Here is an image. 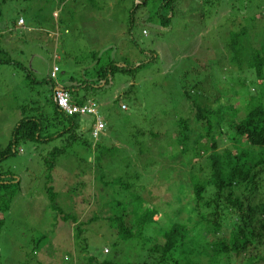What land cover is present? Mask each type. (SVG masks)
I'll return each instance as SVG.
<instances>
[{
	"label": "rangeland",
	"instance_id": "1",
	"mask_svg": "<svg viewBox=\"0 0 264 264\" xmlns=\"http://www.w3.org/2000/svg\"><path fill=\"white\" fill-rule=\"evenodd\" d=\"M160 1L151 0L144 5L143 0H0V51L11 61L0 63V148L6 147L20 119V109L28 102L29 107L42 103V95L50 88L77 86L84 77L93 82L95 69H99V61L95 63L93 58L102 64L124 63L129 68L143 64L127 75L116 74L107 86L81 88L73 96L96 105L98 117L108 124L104 134L95 140L89 131L95 118L81 117V141L96 147L76 144L71 152L56 159L51 174L54 204L63 214L84 223L80 238L86 239V244L71 228L56 220L42 196L47 173L44 160L51 149L60 147L61 141L55 139L39 145L20 142L17 154L0 164L1 180L12 176L14 182L20 181L18 186L10 184L0 191L6 201L13 195L10 204L0 212V264H87L89 258L99 263L111 260L135 264L145 256L144 247L137 240L140 236L121 241L114 234L119 225L128 227L142 219L147 222L145 216L152 219L153 214L157 220L147 229L159 236L167 228L168 220L186 224L188 217L182 205L187 199L179 202L190 190L191 166L180 165L181 156L173 153L176 147L169 148L171 145L165 144L161 134L166 133L164 127L184 117L187 104L180 99L179 89H191L202 79L205 84L197 88L202 106L215 108L218 100L222 106H232L228 113L236 114V120L248 113L249 105L237 84L238 67H232L230 59H226L224 48L229 32L241 28L246 29L250 47L257 44L255 38L262 45L264 0H181L169 27L159 26L157 16L165 14L155 9ZM247 1L251 6L245 9ZM17 15L24 19V27H16ZM196 20L200 25H194ZM92 53L96 55L92 57ZM152 54L157 59L149 62ZM244 55L248 57L249 53ZM53 66L59 71L51 79ZM26 70L31 79L26 78ZM186 73L188 77L184 79ZM228 83H233L237 94L229 92ZM257 88L264 90V83H257ZM125 89L133 90L135 97L123 96ZM218 90L224 94L220 95ZM250 90L255 94L253 87ZM44 108L47 114L52 113L50 106ZM159 121L167 125L161 129ZM150 125L162 138L155 144L142 138L141 143L152 148L147 157L159 164L157 169L153 166L143 172L138 160L136 167L132 164L138 156L134 133L146 128L149 131ZM231 135L229 131L222 137L220 150L233 146ZM191 156L188 151L182 159L196 165L199 161ZM171 157L176 159L170 161L169 172L162 166L169 165ZM76 159H83L81 166H77ZM98 160L104 168L100 172L93 167ZM90 168L94 173L89 172ZM119 182L136 184L127 191ZM178 213L181 222L176 218ZM55 227L60 232L52 234ZM47 230L45 245L33 253L32 240L47 235ZM147 237L142 235V239ZM83 246L86 253L82 252ZM260 252L264 256V247ZM151 259L154 262L159 258ZM258 264H264V260Z\"/></svg>",
	"mask_w": 264,
	"mask_h": 264
},
{
	"label": "trees",
	"instance_id": "2",
	"mask_svg": "<svg viewBox=\"0 0 264 264\" xmlns=\"http://www.w3.org/2000/svg\"><path fill=\"white\" fill-rule=\"evenodd\" d=\"M180 1L161 0L156 5L155 9L165 13L159 17L157 16L160 27L170 26L174 17L173 11ZM149 2L151 0H143L141 4L146 5ZM138 5L133 8L132 14L138 9ZM250 6L251 3L247 1L245 9ZM19 19L24 21L22 16L17 15L14 21L16 25ZM133 23V16L131 15L129 20L130 28L133 27ZM193 23L195 26H198L197 23L200 25L199 20ZM24 25L25 21L23 26L17 25L16 27H24ZM255 29L257 28L255 27ZM229 33V37L225 41L224 55L226 59H230L232 67L234 65L238 67L237 84L240 86V90L244 92L249 111L241 120H236V114L228 113V109L232 106H222L218 100H216L217 106L215 108L202 106L198 100L201 95L197 88L205 84V79L196 82L191 89L186 87L179 89L180 99L182 101L185 100L187 104L183 119L178 120L174 125H167L164 124V121H159V128L161 126L162 129L167 125L164 127L166 133L163 132L161 134L165 144L171 145L169 147L171 149L176 147L172 151L174 155L181 156L179 163L182 167H186L187 164L191 166L190 182L188 184L191 187L179 202L181 203L182 200L187 199L185 204L182 205V211L188 218H186V224L182 223L178 219L179 212L176 218L181 223H173V220H168L167 228L159 236H156L152 230L147 229L157 220V217H154L153 214L152 219L148 215L145 216L148 219V223L144 219L136 222L134 218L135 222L133 225L131 223H129L128 227L119 225V229L114 234L121 241L127 242L135 236H140L137 240L142 243V247H144L142 253L145 256L135 264H231L232 262L236 264L237 260L238 264H258V261L264 260V256L260 252V249L264 247V90L257 88V83H264V42H261L262 45H260L255 38L257 44H252V47H250L245 28H241L238 32ZM246 52L249 53L248 57L244 55ZM95 55V53H92V57ZM151 56L149 62L156 61L157 55L152 54ZM93 59V62L99 61L97 62L99 69H95L93 82L86 80V77H84L80 83L77 82V86L72 85L69 88H64L69 92L73 102L78 105L87 103L73 97L76 95L77 90L107 86L113 81L116 74L127 75L143 66L142 64L137 68H129L124 63L113 61L112 63L102 64L101 60ZM0 63L11 64L8 56H5L3 51H0ZM26 74V78L31 79V73L26 70ZM185 77H188L187 73L183 76L184 79H186ZM32 81L34 84H39L35 79H32ZM232 84L228 83L229 92L233 91L237 94L238 92L234 90ZM251 87L254 88L253 92L255 94L251 92ZM123 91V96L133 95L135 97L133 90L125 89ZM218 92L220 95L224 94L223 91L218 90ZM43 93L40 92V94ZM54 93L55 90L52 87L42 95L44 98L42 103H32L29 107L28 102V105L20 109L21 116L12 131L9 142L5 148H0V164L5 159L17 154L20 142L37 145L38 143H48L55 139L61 141L60 147L51 149L44 160L47 173L45 179H43L45 187L42 196L45 199V203L49 202V207L53 211L56 220L67 225L68 228H71L73 234L80 238L83 234L82 226L84 223L80 220H75L74 217L63 214L54 204L55 193L51 185V174L55 168L56 159L71 152L70 150L76 144L89 147L90 149L95 145L81 141V133H79V121L81 118L78 114L66 115L61 112L54 100ZM45 105L52 108V113L47 114L48 111L45 110ZM102 123L104 127L96 138L91 135L94 123L89 129L91 137L95 140L104 134L108 125L103 120ZM150 128L149 131L146 128V130L134 133V145L138 149V156L134 158L132 164L136 167V162L139 161L143 172H147L149 167H156L159 164L147 157L149 150L151 151L152 148L147 147L143 142L141 143L142 138L143 141L146 139V143L154 142V144L158 139L162 138H158L160 133L155 132L152 126ZM229 131L232 132L230 137L233 138V146L220 150V146L223 143L222 137L227 135ZM169 132H171V135H169ZM181 144L184 146L183 149L180 146ZM169 148L167 152L171 150ZM188 151L192 153L191 158L200 163L198 162L196 165L185 163L183 155ZM174 159L176 157L169 158V165H163L162 168L172 172L170 171L172 167L170 161ZM76 160L78 161L77 166H81L80 163L83 162V159ZM95 163L93 167L96 168V172L104 170L101 160H98L97 164ZM89 170L90 173H94L92 172L93 168ZM9 177L10 179L1 180L2 177L0 176V191L6 189L10 184L15 186L20 184L19 180L14 182V178L12 176ZM198 178L201 179L199 180ZM119 180L122 182L120 178ZM137 180L138 178L136 177L135 182H138ZM120 184L124 190L130 191L136 183L123 182V184ZM146 185L151 186L149 182ZM138 187L142 188L143 186L139 185ZM12 198L13 195L6 201L3 195L0 194V212L2 208L10 204ZM194 212H197V214L193 215ZM92 220L89 219L88 222H93ZM1 226L2 220L0 218ZM51 232L56 234L60 230L55 227ZM46 233L47 235L41 234L32 240L34 245L33 253L40 251L45 245L49 230ZM143 234H146L148 239H142ZM57 239L61 240L60 237ZM80 239L83 244H86V239ZM82 250V252L86 253L84 246ZM107 252L105 249L104 253ZM146 255L149 257H146ZM152 256L159 259L152 262ZM244 260H247V262L243 263ZM87 261V264H95L94 262H96L94 258H89ZM96 264L132 263H116L111 260H105L100 263L96 262Z\"/></svg>",
	"mask_w": 264,
	"mask_h": 264
},
{
	"label": "built area",
	"instance_id": "3",
	"mask_svg": "<svg viewBox=\"0 0 264 264\" xmlns=\"http://www.w3.org/2000/svg\"><path fill=\"white\" fill-rule=\"evenodd\" d=\"M24 24V21L22 19L18 20V25L22 26ZM58 67L54 66L52 68L51 76L52 78L55 77L56 73H58ZM54 100L56 102V105L58 109L65 113L66 115H74L78 114L80 117L83 116H92L95 118V122L93 124V131L91 133L93 138H96L102 128L104 127V124L102 123V119H100L98 116L97 107L93 105L92 103H87L84 105H78L77 103L72 101V98L68 91L65 89H58L54 93Z\"/></svg>",
	"mask_w": 264,
	"mask_h": 264
},
{
	"label": "clouds",
	"instance_id": "4",
	"mask_svg": "<svg viewBox=\"0 0 264 264\" xmlns=\"http://www.w3.org/2000/svg\"><path fill=\"white\" fill-rule=\"evenodd\" d=\"M18 25V24H17ZM23 26V25H22ZM54 67V66H53ZM57 67V66H56ZM52 72V71H51ZM58 89H64V88H59V87H57V88H55L54 90L56 91V90H58ZM67 91V90H66ZM80 117V116H79ZM81 118V117H80Z\"/></svg>",
	"mask_w": 264,
	"mask_h": 264
}]
</instances>
